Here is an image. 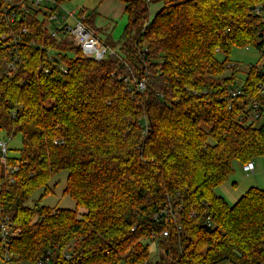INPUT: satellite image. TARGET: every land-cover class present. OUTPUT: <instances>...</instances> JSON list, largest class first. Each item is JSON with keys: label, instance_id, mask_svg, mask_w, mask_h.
Listing matches in <instances>:
<instances>
[{"label": "trees", "instance_id": "obj_1", "mask_svg": "<svg viewBox=\"0 0 264 264\" xmlns=\"http://www.w3.org/2000/svg\"><path fill=\"white\" fill-rule=\"evenodd\" d=\"M119 1L129 23L118 42L105 40L115 52L104 61L58 44L21 12L15 29L31 34L16 75L7 73L10 39L0 50V125L22 136L19 157L7 159L17 171L8 177L0 163V206L20 230L12 250L29 262L51 252L53 264H149L150 240L157 264H264V190L234 205L215 193L234 161L264 157V124L247 121L252 102L264 105V67L251 66L238 86L229 65L234 48L264 53V0ZM9 31L0 23V41ZM49 49L63 52L67 74ZM234 88L244 94L231 102ZM63 171L75 210L26 205Z\"/></svg>", "mask_w": 264, "mask_h": 264}, {"label": "built area", "instance_id": "obj_2", "mask_svg": "<svg viewBox=\"0 0 264 264\" xmlns=\"http://www.w3.org/2000/svg\"><path fill=\"white\" fill-rule=\"evenodd\" d=\"M65 3L61 0H0V23H6L10 27L8 34H4L0 41V50L7 48L8 40L10 39L11 48L6 53V66L9 75L17 74L24 64L21 53V40L23 37L31 34L28 28L15 29V21L18 14H31L42 19L46 24L52 25V29L47 28V33L51 39L58 44L69 43L71 47L76 48L90 60L97 62L104 61L114 54L104 40L100 39L86 24V14L81 10H68ZM35 44V42H34ZM63 52L56 49L47 50V59L57 66V68L68 73L64 62H62ZM60 61L56 63L55 61ZM48 73V69H45ZM260 92L264 93V83L260 84ZM146 89L145 80L139 81L137 90L143 92ZM243 91L240 88H234L229 92L231 102L243 96ZM252 111L247 121H254L264 119V105L259 102H252ZM58 144V141L55 142ZM9 157V145L7 142L0 141V163L5 165V175L10 177L17 171L16 167L7 166V159ZM254 162L244 164L243 172L247 175L255 174ZM13 183V179L10 180ZM170 218L172 213L170 210H165L160 213ZM158 218V215L155 216ZM171 218L175 219V215ZM208 226L212 227L211 218L207 219ZM20 235V230L15 227L13 218L4 213L0 206V263L1 264H53V253L49 252L47 256L35 261L29 262L20 259L13 250V242ZM163 236H168V231L163 232ZM64 257L70 259L69 253H65Z\"/></svg>", "mask_w": 264, "mask_h": 264}, {"label": "rangeland", "instance_id": "obj_3", "mask_svg": "<svg viewBox=\"0 0 264 264\" xmlns=\"http://www.w3.org/2000/svg\"><path fill=\"white\" fill-rule=\"evenodd\" d=\"M64 5L68 10L75 8V6H73L74 4H72V1L67 2ZM160 9V4H151L149 9L150 20L156 16ZM40 19H42V17H40ZM87 26L89 29H93L89 24H87ZM47 28L51 30L52 25L48 24ZM226 57L227 56L223 53H217V59L220 61H224ZM229 59L230 66H238L239 73L236 79L238 86L244 83L247 72L251 66L264 67V53L253 47L234 48L229 55ZM231 74L232 70L229 68L226 72V77H229ZM253 124L255 128H258L264 124V119L254 120ZM0 141L8 143L10 158L19 157V150L22 148L21 135H17L16 138L10 137L6 129L0 125ZM254 164L256 167L255 174L247 175L243 172L244 165L238 161H234L233 173L223 185L216 188L215 193L223 197L229 205H234L250 188L256 187L264 190V157L256 159ZM68 176V171H63L54 176L47 187L41 188L33 194L26 205L31 207L38 205L39 207L75 210V201L70 196L64 195ZM47 188L50 190V192L45 195V190ZM84 213H86L84 209H79V216H82ZM143 243L149 246L150 257L148 263L157 264L160 260V248L157 244V241L143 240ZM120 264L126 263L122 261ZM222 264L231 263L224 262Z\"/></svg>", "mask_w": 264, "mask_h": 264}, {"label": "crops", "instance_id": "obj_4", "mask_svg": "<svg viewBox=\"0 0 264 264\" xmlns=\"http://www.w3.org/2000/svg\"><path fill=\"white\" fill-rule=\"evenodd\" d=\"M72 4L75 6L74 10H84L86 16L93 14L90 26L100 39L105 41L110 37L114 42L121 39L129 23L125 3L119 0H72ZM158 4L161 5V9L164 7L163 3L156 5Z\"/></svg>", "mask_w": 264, "mask_h": 264}]
</instances>
